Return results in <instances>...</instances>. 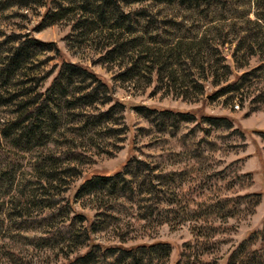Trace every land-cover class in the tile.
Listing matches in <instances>:
<instances>
[{"label":"rangeland","instance_id":"1","mask_svg":"<svg viewBox=\"0 0 264 264\" xmlns=\"http://www.w3.org/2000/svg\"><path fill=\"white\" fill-rule=\"evenodd\" d=\"M69 4L0 0V264H66L89 243L104 249L157 242L169 245L166 264H175L183 251L197 253L191 224L179 217L190 201L261 194L251 214L250 206H241L240 216L228 219L204 245L209 250L201 260L224 264L229 252L264 222V111H251L259 106L264 82L223 96L217 93L224 84H211L231 82L259 65L257 57H250L240 68L244 54L239 44L244 40L247 47L253 37V0H209L197 10L121 4L125 13L143 11L131 21L145 47H164L172 40L203 42L208 68L195 71L196 84L186 100L146 70L124 82L119 75L127 60L99 62L105 43L96 34L83 38L73 29L76 13L47 26ZM27 39L53 48H38L5 78L8 56ZM62 62L87 67L98 80L79 78L73 85L61 84L63 94L48 92ZM94 88V102L79 100ZM27 100L34 105L25 109ZM41 105V131H33L27 141L16 122ZM129 158L123 179L131 191L119 184L114 192L104 187L77 193L85 179L113 175ZM182 168L188 172L177 176ZM245 173L251 175L249 187L246 178H239ZM226 184L233 187L227 190ZM171 193L177 195L173 200ZM116 255L106 261L124 264Z\"/></svg>","mask_w":264,"mask_h":264},{"label":"trees","instance_id":"2","mask_svg":"<svg viewBox=\"0 0 264 264\" xmlns=\"http://www.w3.org/2000/svg\"><path fill=\"white\" fill-rule=\"evenodd\" d=\"M70 7L61 8L62 13H55L52 19L47 23V26L53 25L60 21L66 14L72 12L76 13L78 18L75 20L73 29L80 32L83 38H89L90 35L96 34L101 37L105 46L103 47L104 55L100 57L99 62H124L127 60L128 66L120 73L121 79L132 81L134 78L140 77L146 70L148 76L154 75L156 82L162 87H166L170 92L178 93V97L186 100L188 89L195 86L196 81L194 76L195 71L205 70L207 67L204 45L202 41L183 43L182 40H172L170 44L160 47L158 45L154 48L145 47L141 37L134 36V28L132 26V15L135 17L142 16L143 11H135L132 14L125 13L121 4L132 5L136 3L152 2L158 4H176L185 10H197L203 4H209V0H68ZM254 21L252 41L245 47L244 40L241 41V52L243 58L240 68L246 67L250 57H257L259 65L250 71L241 75L235 76L231 82L228 80H214L211 82L213 86H221L219 96L227 94H236L243 92L246 85L264 82V0H253ZM48 17L44 14V19ZM248 39V37L246 38ZM154 43V42H152ZM243 46V47H242ZM238 47V46H237ZM52 50L53 45L44 44L38 40L27 39L21 41L11 52L7 58L3 75L5 78H10L15 72L23 67L31 58L34 52L38 49ZM240 49L237 48V51ZM235 51L232 53L234 57ZM208 68V67H207ZM212 69V66L209 68ZM227 73V72H226ZM98 80L87 67L72 64L69 62H62L59 67L52 84L48 88V92L56 90L59 94H63L61 84L73 85L76 79ZM149 78V77H148ZM149 80V79H148ZM223 83V84H222ZM262 90V89H261ZM96 88L92 89L87 94L79 98L84 103L94 102V92ZM262 92V91H261ZM26 94V93H24ZM216 94V95H217ZM260 100L258 107H252L251 111H264V91L260 93ZM253 101L252 104H254ZM34 105V101H25L23 108L28 109ZM151 112V111H149ZM43 113V106H37L31 109L30 112L25 111L21 115L19 121L16 122L18 130L22 132V136L31 141L33 131L40 132V120ZM166 113V112H164ZM163 114V113H162ZM210 121H218L220 119H209ZM21 126V127H20ZM228 126V125H227ZM229 128V127H226ZM132 158H129L122 166L121 170L113 175L94 176L85 179L79 189L78 194L86 193L89 190H101L108 187L110 192L117 191L120 188H126L131 191V186L128 185L127 180L123 179L124 175L128 174V167ZM188 171L182 168L177 176H185ZM239 178H246L248 187L252 185L250 173L239 175ZM241 179H239L240 186ZM234 184V183H233ZM233 184H226L227 190L233 187ZM119 190V189H118ZM157 191L156 188H154ZM157 193V192H156ZM176 193H171L173 200ZM170 198V197H169ZM196 198L191 202V206L180 208L179 213L181 222L191 224V232L195 238V246L197 253L183 251L180 254L181 259L175 264H218L216 259H203V251L209 249L204 245L208 240H213L216 235L221 233L223 225L228 219H237L241 214V206H250L252 208L250 214L259 205L261 194L249 193L242 196L222 197L215 195L213 200ZM211 200V201H209ZM92 223L86 227V232L92 228ZM88 237V236H87ZM90 240V237H88ZM215 243V241H214ZM213 243V244H214ZM216 244V243H215ZM212 249V248H211ZM210 249V250H211ZM116 252V261H123L124 264H166L169 255L170 247L167 243L157 242L151 245L138 244L129 247H110L104 248L89 243L86 251L83 254L77 255L70 262L66 264H109L106 259L108 256ZM192 259V262L190 260ZM224 264H264V222L260 230L249 233L239 244L229 252Z\"/></svg>","mask_w":264,"mask_h":264},{"label":"built area","instance_id":"3","mask_svg":"<svg viewBox=\"0 0 264 264\" xmlns=\"http://www.w3.org/2000/svg\"><path fill=\"white\" fill-rule=\"evenodd\" d=\"M233 108H234L235 110H238V109H239V105L236 104V105L233 106Z\"/></svg>","mask_w":264,"mask_h":264}]
</instances>
